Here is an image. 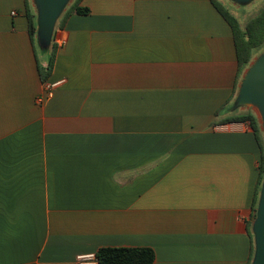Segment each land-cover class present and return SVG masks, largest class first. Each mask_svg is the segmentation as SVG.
Returning a JSON list of instances; mask_svg holds the SVG:
<instances>
[{
    "label": "crops",
    "instance_id": "obj_1",
    "mask_svg": "<svg viewBox=\"0 0 264 264\" xmlns=\"http://www.w3.org/2000/svg\"><path fill=\"white\" fill-rule=\"evenodd\" d=\"M80 5L43 40L26 0H0V264H98L106 246L254 264L262 149L249 122L223 121L257 117L258 95L231 25L212 0Z\"/></svg>",
    "mask_w": 264,
    "mask_h": 264
},
{
    "label": "trees",
    "instance_id": "obj_2",
    "mask_svg": "<svg viewBox=\"0 0 264 264\" xmlns=\"http://www.w3.org/2000/svg\"><path fill=\"white\" fill-rule=\"evenodd\" d=\"M82 0H74L67 10L61 15L60 20L64 22L72 13L89 14L90 8L80 5ZM215 7L231 25L238 55V75L249 64L255 51L264 47V6L259 13L252 18L246 25L245 30L241 28L238 19L218 0H212ZM26 15L29 21V30L31 37L37 31L38 24L36 21V13L31 6L29 0H26ZM61 22V25H62ZM52 52L45 66L40 65L39 71L43 81L51 75L57 53L56 44L52 45ZM223 109V108H222ZM220 110L217 111V115ZM229 121H247L255 130L262 149V160L260 167V175L257 183V190L254 198V206L257 204V192L261 190L264 181V143L260 141L259 122L255 114L249 112L237 117L225 119L223 122ZM98 264H154L156 260V252L151 247H101L95 254ZM252 259V257H251Z\"/></svg>",
    "mask_w": 264,
    "mask_h": 264
},
{
    "label": "rangeland",
    "instance_id": "obj_3",
    "mask_svg": "<svg viewBox=\"0 0 264 264\" xmlns=\"http://www.w3.org/2000/svg\"><path fill=\"white\" fill-rule=\"evenodd\" d=\"M32 7L34 5V11L36 14V21L38 26H40V19L43 15L44 10V4L42 0H29ZM221 2L226 8L230 10V12L238 19L240 26L242 29L245 30L247 23L254 18L261 8L264 6V0H218ZM73 0H66L64 3L62 10L65 8V6H69ZM62 10L59 13L58 17L56 18V21L53 26L54 28L57 26L59 18L62 14ZM41 52V50L39 51ZM264 61V47L261 49L255 51V53L252 56L251 61L249 64L241 71L240 74V81L242 85L244 86L245 81L248 79L247 77L250 76V74ZM243 75H246V78L243 77ZM264 96L260 93L256 97V102H248V104L251 105V109L253 106L255 107V103L257 105L256 111L258 113V122H259V134L260 137L264 140ZM248 110V109H247ZM246 111V109H245ZM264 143V141H263Z\"/></svg>",
    "mask_w": 264,
    "mask_h": 264
},
{
    "label": "water",
    "instance_id": "obj_4",
    "mask_svg": "<svg viewBox=\"0 0 264 264\" xmlns=\"http://www.w3.org/2000/svg\"><path fill=\"white\" fill-rule=\"evenodd\" d=\"M44 4L43 15L40 19V33L43 40L50 36L53 26L61 12L66 0H42ZM245 81L243 95L245 99H250L260 93L264 96V61L250 74ZM264 99V98H263ZM258 239V253L254 264H264V184L262 197L259 205L258 218L256 224Z\"/></svg>",
    "mask_w": 264,
    "mask_h": 264
},
{
    "label": "built area",
    "instance_id": "obj_5",
    "mask_svg": "<svg viewBox=\"0 0 264 264\" xmlns=\"http://www.w3.org/2000/svg\"><path fill=\"white\" fill-rule=\"evenodd\" d=\"M15 13V12H14ZM58 84H45L43 87V90L37 97V103L38 104H43L45 100H47L54 92L55 88L57 87ZM89 256H79V260L81 261V264H87Z\"/></svg>",
    "mask_w": 264,
    "mask_h": 264
}]
</instances>
